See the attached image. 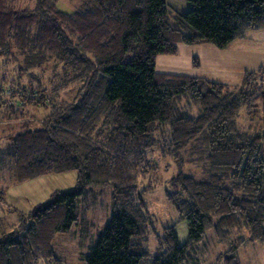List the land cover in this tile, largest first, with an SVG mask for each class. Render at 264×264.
Returning a JSON list of instances; mask_svg holds the SVG:
<instances>
[{
  "label": "trees",
  "instance_id": "16d2710c",
  "mask_svg": "<svg viewBox=\"0 0 264 264\" xmlns=\"http://www.w3.org/2000/svg\"><path fill=\"white\" fill-rule=\"evenodd\" d=\"M58 1L0 0V170L19 182L77 171V181L1 230L0 264H59L55 237L71 232L87 194L105 186L111 214L85 264H197L209 229L219 243L235 236L218 259L239 264L237 247L264 242V67L231 89L158 72L156 59L180 44L226 49L263 30L264 0H186L185 13L166 0H69L72 11ZM26 106L48 111L32 116ZM15 119L23 130L14 131ZM153 148L199 163L203 178L168 180L187 240L169 225L150 250L143 195L156 183Z\"/></svg>",
  "mask_w": 264,
  "mask_h": 264
},
{
  "label": "rangeland",
  "instance_id": "374dc122",
  "mask_svg": "<svg viewBox=\"0 0 264 264\" xmlns=\"http://www.w3.org/2000/svg\"><path fill=\"white\" fill-rule=\"evenodd\" d=\"M23 1L28 2V0ZM75 1L59 0L58 6L62 10L72 11L76 7L73 6L76 3ZM166 1L170 7L178 12L185 13L190 9V5L186 0ZM208 59L209 65L219 66L222 64L227 67L229 72L241 66L255 68L257 65L264 64V29L248 32L246 38L236 39L232 42L226 54L222 55L220 52H214L208 55ZM188 60L189 55L185 52L177 56H161L158 58L160 70H163L162 67L164 66L172 68L176 63L185 64ZM163 62L164 64H162ZM227 76L230 79L236 77L235 74H227ZM234 79L228 84L231 89L236 86ZM26 108L32 116H36L37 112L40 114L46 112V110L48 111L47 108H39L37 112L33 107L26 106ZM31 117L28 114L27 121L33 122V120H30ZM0 121L3 122V119L0 118ZM10 124L15 127L14 131H21L24 129L25 122L15 119ZM12 134L15 133L12 132ZM3 142L5 143V140ZM0 145L5 146L2 143ZM148 156L153 160L154 167L152 169L154 174L150 178L156 182L154 187L143 195L147 208L153 215V224L147 234L148 248L153 250L156 246L157 236L163 234V228L173 224H175L179 243L183 244L187 240L188 228L186 222L178 218L175 208L167 200L168 180L179 172L194 174L198 179H201L203 178L202 166L199 163L189 164L185 161L182 163L178 160L175 161L171 155L166 151L163 152L160 148L149 149ZM76 181L77 171L47 174L32 180L19 182L11 179L5 170H0V192L2 193L0 233L1 230L8 231L18 225L22 213L31 211L40 203L47 202L53 192L72 189ZM145 181H140L141 189ZM112 191L111 186L92 189L87 194L85 202L80 204L79 220L73 225L71 232L58 234L55 237L53 248L59 259V264H85L84 255L89 251L90 246L102 232L110 217ZM234 237L233 235L227 242L219 243L215 239L213 230H207L204 239L196 246L194 256L197 258V264H222L218 258L232 248L230 246L234 245ZM236 251L239 264H264V242L262 241L246 242L237 247ZM39 264H44V261L41 260Z\"/></svg>",
  "mask_w": 264,
  "mask_h": 264
},
{
  "label": "crops",
  "instance_id": "0c3cea01",
  "mask_svg": "<svg viewBox=\"0 0 264 264\" xmlns=\"http://www.w3.org/2000/svg\"><path fill=\"white\" fill-rule=\"evenodd\" d=\"M228 48L226 49H219L213 44H201V45H194V46H187L184 44L178 45V53L175 55H159L156 59V70L161 73H168V74H179V75H188L194 77H201L205 78L210 81H218L225 84L231 83L234 78H229L227 74H235L236 77L234 79L235 84L238 85L242 82L243 76L245 72L249 71H256L260 67H264V64L257 65L255 68L251 66H241L235 68L233 71L229 72L227 67L220 64L219 66H212L209 65L208 55L214 52H220V54H226ZM186 53L189 55V60L187 63H176L172 68H168L167 66L162 67L163 70H160L158 58L161 56H177L181 55L182 53ZM164 64V62L162 63ZM172 64V62H171ZM173 69V70H168ZM252 69V70H249ZM188 71V72H182ZM223 74L219 76L217 74ZM230 80V81H229ZM194 175V174H193ZM196 176V175H195ZM197 177V176H196ZM198 178V177H197Z\"/></svg>",
  "mask_w": 264,
  "mask_h": 264
}]
</instances>
